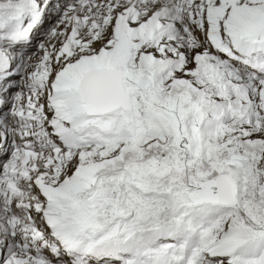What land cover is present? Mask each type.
<instances>
[{
  "label": "snow or ice",
  "instance_id": "6c2138e0",
  "mask_svg": "<svg viewBox=\"0 0 264 264\" xmlns=\"http://www.w3.org/2000/svg\"><path fill=\"white\" fill-rule=\"evenodd\" d=\"M0 264H264V0H0Z\"/></svg>",
  "mask_w": 264,
  "mask_h": 264
}]
</instances>
